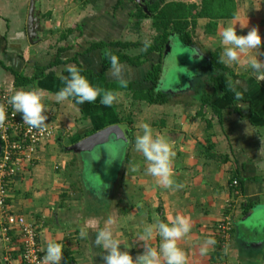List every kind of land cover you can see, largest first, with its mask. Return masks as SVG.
<instances>
[{
	"label": "crops",
	"instance_id": "crops-1",
	"mask_svg": "<svg viewBox=\"0 0 264 264\" xmlns=\"http://www.w3.org/2000/svg\"><path fill=\"white\" fill-rule=\"evenodd\" d=\"M32 1L0 0V89H11L13 94L19 90H41L46 123L59 127L56 136L39 147L33 164L23 166L10 192L13 209L39 226L44 253L47 242L55 240L64 248L61 264H104L102 256L107 253L94 241L96 232L111 218L121 250L135 259L145 247L159 251L162 243L158 230L153 231L151 238L140 239L147 226L169 223L180 215L191 224L190 232L177 242L186 255V264H219L223 258L229 264H264V75L247 65L250 55L264 61V0H235L237 16L219 20L212 34L206 32L209 19H199L204 36L201 42H196L193 49L182 46L194 53V68L199 73L191 71L186 75L187 66L183 67L184 74L183 70L173 69L180 75L178 80L182 77L185 81L169 86L168 91L161 86L171 94V100L162 105L134 96L136 91L152 88L146 76L159 62L158 53H152L141 66L120 64V78L113 76L111 68L103 71L102 50L86 53L95 42H137L140 36L156 35L152 18L143 20L139 32L133 30L136 2L125 1L116 10L118 0H37L36 12L31 11ZM200 3L196 0V4ZM75 6L77 15H82L74 24ZM31 13L34 30L30 36ZM229 24H236L238 35L258 28L262 47L241 54L240 63L229 66L237 74L233 88L227 93L219 91L206 105L202 103L204 93L213 92L212 86L205 87L208 78L202 74L207 71V54L218 48L223 52L220 36ZM77 53L78 61H74ZM73 65L102 90L101 95L106 90L119 93L117 102L105 107L98 97L95 102L82 105L71 98L58 103L56 93L64 87L61 76H68L66 68ZM13 71L27 78L39 77L16 86ZM122 81L126 87L121 86ZM237 92L242 97L239 100ZM213 107L220 109L222 122ZM141 123H148L154 135L170 144L175 153L171 161L173 179L182 187L164 188L156 177L147 174L148 162L135 149V138L142 134ZM116 125L126 126L128 140L113 135L91 149L82 148L87 139ZM111 145L117 147V154L110 173L104 170L99 180L101 190L108 185L100 196L85 179L86 174L92 176L87 167L93 156H87L90 150ZM235 176L242 196L233 201L231 183ZM230 202L233 239L223 255L215 225L229 212ZM256 206L258 209L250 214ZM208 238L216 243L201 255L200 249ZM19 245L18 239L6 244L0 235V264H20ZM163 259L161 256L162 264Z\"/></svg>",
	"mask_w": 264,
	"mask_h": 264
},
{
	"label": "clouds",
	"instance_id": "clouds-1",
	"mask_svg": "<svg viewBox=\"0 0 264 264\" xmlns=\"http://www.w3.org/2000/svg\"><path fill=\"white\" fill-rule=\"evenodd\" d=\"M244 26L241 25V28ZM220 44L223 48L221 55V63L231 66L240 63L241 54L250 53L252 50H259L262 47V36L259 29L253 27L246 35H238L236 24H229L221 33ZM148 44H145V48ZM247 65L255 72L264 75V61L258 59V56H249ZM111 70L116 78L121 77L122 66L116 56H111ZM68 76H61L64 83L55 96L56 101L63 102L69 98L75 103L82 105L85 102L93 103L100 97V103L105 107H111L118 100L119 93L111 90L103 91L93 86L89 80L82 75L79 67L73 65L66 68ZM122 87H126V83L122 81ZM43 92L39 89L19 90L14 91V94L9 98L8 103L14 108L16 113L22 115V120L29 125L31 129L41 130L48 120L45 114ZM241 94L236 93V99H241ZM6 118L5 110L0 107V124H3ZM140 129L142 134L135 138V149L141 152L143 157L148 162L147 174L156 177L157 182L164 188L182 187L175 184L173 179V171L171 161L175 153L172 151L170 144L161 136L154 135L153 128L148 123H141ZM108 163V161H107ZM111 164V163H108ZM136 169H133L135 171ZM101 176H89L86 174L85 179L96 189L97 195L103 196V188L99 184ZM115 221L111 218L107 221L104 228L96 232L95 246L106 251V255L102 256L104 264H186V255L184 251L178 247V241L186 236L191 229L190 221L185 216L177 215L169 223L158 222L154 225H149L144 230V235L141 240L151 238L154 230H158L162 237V243L159 246V251L155 248L145 247V251L136 256L121 250V241L115 238L111 225ZM85 231H81V236H84ZM216 241L208 238L204 241V246L201 247V255H205L209 251V246H212ZM64 248L55 240L47 242L46 254L44 256L45 264H61Z\"/></svg>",
	"mask_w": 264,
	"mask_h": 264
},
{
	"label": "trees",
	"instance_id": "trees-1",
	"mask_svg": "<svg viewBox=\"0 0 264 264\" xmlns=\"http://www.w3.org/2000/svg\"><path fill=\"white\" fill-rule=\"evenodd\" d=\"M125 1H133L137 4L136 10L132 12V17L137 19L133 26L134 31H140L144 19H153L152 25L157 32L153 36V40H147L146 42L123 40L95 42L88 47L86 53L93 50L103 51V71L111 68V56H116L120 64L127 63L134 66H141L147 62L152 53H158L160 55L159 62L153 65L146 76V80L153 84L152 88L147 91L134 92L136 98L144 99L150 104L162 105L171 100L170 92H165L161 88V82L165 65L163 62V54L172 35L174 34L182 44L193 49L197 46L194 39V31L198 26L199 19H209L206 32L212 34L219 20L231 19L237 16V4L235 0H201L200 5L196 3L188 4L182 1L168 2V0L145 1L144 4H140L137 0H118L115 9H119L124 5ZM146 43L148 44L147 48H145ZM133 48L143 49L139 54L131 55L128 51ZM221 55V48L208 52L207 54V58L209 59L205 65L207 71L201 72L204 75L203 77L208 78L206 80V82L208 81L207 86H212L213 92L207 93L205 91L206 93H204V97L202 98L203 104H210L211 99L219 91L227 93L234 86V80L237 74L229 66L221 63ZM78 56V53L75 54L74 61H78ZM58 61L62 62V60ZM191 71L193 72L192 74L198 75L199 73L195 68ZM13 75L16 86L31 83L39 77L36 75L33 78H27L17 71H13ZM213 110L217 113L220 122H222L220 109L213 107ZM235 177L232 178V181L235 179L238 180ZM67 260L71 262L70 258Z\"/></svg>",
	"mask_w": 264,
	"mask_h": 264
},
{
	"label": "built area",
	"instance_id": "built-area-1",
	"mask_svg": "<svg viewBox=\"0 0 264 264\" xmlns=\"http://www.w3.org/2000/svg\"><path fill=\"white\" fill-rule=\"evenodd\" d=\"M13 95L8 88L0 89V107L5 110L6 118L0 124V235L6 244L19 240L21 251L20 264H45V253L39 237L40 228L33 220L17 213L11 204V185L25 164H33L38 158L39 147L54 138L59 127L48 123L41 130L31 129L22 120V115L16 113L8 103ZM233 201L241 197L240 183L232 181ZM229 203V212L218 220L215 225L216 237L222 254L229 250L233 239L234 216ZM219 264H229L223 258Z\"/></svg>",
	"mask_w": 264,
	"mask_h": 264
},
{
	"label": "rangeland",
	"instance_id": "rangeland-1",
	"mask_svg": "<svg viewBox=\"0 0 264 264\" xmlns=\"http://www.w3.org/2000/svg\"><path fill=\"white\" fill-rule=\"evenodd\" d=\"M186 1H187L186 3H188V4L196 3V0L195 1L186 0ZM35 2H36V4H35V7L33 6V11L37 12L38 2H37V0H34V3ZM197 2H200V0H197ZM30 8H31V4H30ZM77 11H79V10H77V7L75 6L74 11H73L74 12V24L77 22V20L82 15L81 12H79V15H77ZM33 22H34V20H33ZM201 31H202V29L199 28V26H197V28L194 31V37L196 39V42H199V43L201 42L200 40H202V38L204 37L203 35H201ZM204 31H205V29H204ZM146 35H148V36H144V37L140 36L139 37L140 42H145V40H149V41L153 40L154 34H146ZM200 37H201V39H200ZM86 46H88L87 43L83 44L84 48H86ZM182 46H183V44L180 42L178 37H175L173 39L172 53L168 57L167 64L164 65V72H163V77H162V82H161L162 85L161 86L165 91L169 90L168 89L169 86H171V85L174 86L176 84L182 85L183 82L185 81V79H183L182 77H180L178 80V77L180 75L176 71H173V69L183 70V71H181V73L184 74V71L186 70V68L184 69L183 67L187 66V67H189V68H187L189 70V72L187 71L186 75H188V73H190L191 70L197 66V63H196L197 58L194 57V53L191 52L192 50L190 51V49H192V48L186 49L185 47H182ZM142 49L141 48H133V49L129 50L128 52L132 55H137L139 52H141ZM137 72H141V71H137ZM206 86L207 85H205V87ZM207 87H209V86H207ZM102 148H106V147L99 146V147L95 148L93 151L88 150L89 151L88 156L86 155L85 152H83V155H86L87 157L93 156L92 160H91V164L88 166L89 169L87 167V170H88L89 174L92 176H99L100 175L101 177L99 178V180L102 179L104 170L107 171L108 173H110V169H111V167H113V163H114L113 160L117 154V147H115V145L114 146L111 145V147H108L106 149H102ZM96 155H98L99 157L97 158ZM107 161H108V163H111V164H108Z\"/></svg>",
	"mask_w": 264,
	"mask_h": 264
},
{
	"label": "water",
	"instance_id": "water-1",
	"mask_svg": "<svg viewBox=\"0 0 264 264\" xmlns=\"http://www.w3.org/2000/svg\"><path fill=\"white\" fill-rule=\"evenodd\" d=\"M137 2H139L140 4H142V0H137ZM34 6V2H31V11L33 9ZM33 30H34V23H33V19H32V13L30 14L29 17V26H28V31H29V35L31 36L33 34ZM175 35H172V38ZM172 38L168 41L164 54H163V61L164 63L167 61L169 55L172 53V49H173V43H172ZM126 126L125 125H116V126H110L104 130H102L99 133H96L95 135H93L91 138H89V140L87 139L84 143H82V148L86 147L88 149H91L93 146H97L99 144H102L104 142V140H108V138H110L111 136H117V137H121L124 138V140H128V136L126 135L125 132ZM112 140V139H111ZM109 139V142L111 141ZM264 207V206H263ZM256 209H258V207H254L253 210L250 212L253 213Z\"/></svg>",
	"mask_w": 264,
	"mask_h": 264
},
{
	"label": "flooded vegetation",
	"instance_id": "flooded-vegetation-1",
	"mask_svg": "<svg viewBox=\"0 0 264 264\" xmlns=\"http://www.w3.org/2000/svg\"><path fill=\"white\" fill-rule=\"evenodd\" d=\"M145 1H147V0H142V2H143L142 4H144Z\"/></svg>",
	"mask_w": 264,
	"mask_h": 264
}]
</instances>
